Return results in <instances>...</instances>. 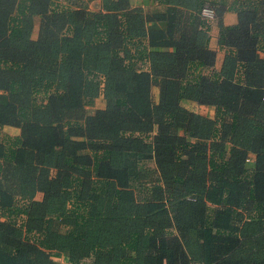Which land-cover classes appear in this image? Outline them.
I'll return each instance as SVG.
<instances>
[{
    "label": "trees",
    "instance_id": "1",
    "mask_svg": "<svg viewBox=\"0 0 264 264\" xmlns=\"http://www.w3.org/2000/svg\"><path fill=\"white\" fill-rule=\"evenodd\" d=\"M91 1L0 0V264H264V0Z\"/></svg>",
    "mask_w": 264,
    "mask_h": 264
},
{
    "label": "crops",
    "instance_id": "2",
    "mask_svg": "<svg viewBox=\"0 0 264 264\" xmlns=\"http://www.w3.org/2000/svg\"><path fill=\"white\" fill-rule=\"evenodd\" d=\"M129 3L131 5H140L142 7H150L156 3V0H129ZM99 5V0H92L90 2L91 7H97ZM222 20L224 23H232L235 21V14L233 11L227 10L224 11L222 14ZM149 26L155 27V28H163L164 27V22L163 21H150L148 23ZM202 25L204 26L205 29L208 31V45L211 48L215 49V56H214V67L218 68L220 66L222 56H223V50L217 46L216 43V36H217V26L215 23V18L211 15H208L206 18L203 19ZM187 101V100H183ZM182 101V103H183ZM206 109H210V114L207 115H212L213 113V108L211 106H205Z\"/></svg>",
    "mask_w": 264,
    "mask_h": 264
},
{
    "label": "rangeland",
    "instance_id": "3",
    "mask_svg": "<svg viewBox=\"0 0 264 264\" xmlns=\"http://www.w3.org/2000/svg\"><path fill=\"white\" fill-rule=\"evenodd\" d=\"M153 92H155V89H153ZM185 107L187 108H190V109H193V110H198V111H201L205 114H210V109H206V107L204 105H197L195 102H191V101H183L182 103ZM7 131L8 133H12L14 131V129H8V130H5Z\"/></svg>",
    "mask_w": 264,
    "mask_h": 264
},
{
    "label": "built area",
    "instance_id": "4",
    "mask_svg": "<svg viewBox=\"0 0 264 264\" xmlns=\"http://www.w3.org/2000/svg\"><path fill=\"white\" fill-rule=\"evenodd\" d=\"M202 13H203L204 15L208 16V15H211V10L208 9V8H203ZM248 159L251 160L252 157L249 156Z\"/></svg>",
    "mask_w": 264,
    "mask_h": 264
}]
</instances>
